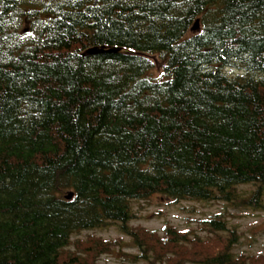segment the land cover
<instances>
[{
	"label": "trees",
	"instance_id": "obj_1",
	"mask_svg": "<svg viewBox=\"0 0 264 264\" xmlns=\"http://www.w3.org/2000/svg\"><path fill=\"white\" fill-rule=\"evenodd\" d=\"M240 187L264 211V0H0V264H97L114 243L67 249L112 224L134 264H264L219 217L207 242L129 226Z\"/></svg>",
	"mask_w": 264,
	"mask_h": 264
},
{
	"label": "rangeland",
	"instance_id": "obj_2",
	"mask_svg": "<svg viewBox=\"0 0 264 264\" xmlns=\"http://www.w3.org/2000/svg\"><path fill=\"white\" fill-rule=\"evenodd\" d=\"M24 28L26 29L27 26H24ZM151 58L155 63L152 75L160 77L162 59L158 55H153ZM230 72L238 73L237 70L227 71V73ZM255 190V187H240L238 189V201L233 204L219 201L202 202L192 200L176 202L161 195H156L149 200L131 203L136 218L129 226L133 229L154 232L160 238H164L165 229L171 227L177 229L181 234L189 232L192 236L200 237L204 242H207L205 240L211 237L208 231L205 230L204 223L219 217L228 223L229 229H235L240 236V244L234 249L237 256H264V211L258 210L257 206L250 202ZM262 204L264 205V199ZM93 240L115 244L110 251L99 253L97 264H134L135 257L140 256V250L133 239L123 235L120 226L114 224L106 229L86 231L74 235L72 244L67 250L77 252L74 251V245L77 242L84 243L88 248ZM205 246L207 249H212L209 243H206ZM217 246L213 249H216ZM195 250L188 251L194 252ZM201 250L206 251L204 247ZM137 263L145 264L142 261Z\"/></svg>",
	"mask_w": 264,
	"mask_h": 264
},
{
	"label": "water",
	"instance_id": "obj_3",
	"mask_svg": "<svg viewBox=\"0 0 264 264\" xmlns=\"http://www.w3.org/2000/svg\"><path fill=\"white\" fill-rule=\"evenodd\" d=\"M199 30V20H197L194 24V26L192 27V31H197ZM102 50L100 49H93V50H90V53H98V52H101ZM74 197V194L71 193L69 194L67 197H66V200L70 201L72 200V198Z\"/></svg>",
	"mask_w": 264,
	"mask_h": 264
}]
</instances>
